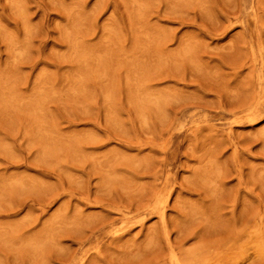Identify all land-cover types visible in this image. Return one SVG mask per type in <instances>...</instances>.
<instances>
[{
	"label": "rangeland",
	"instance_id": "rangeland-1",
	"mask_svg": "<svg viewBox=\"0 0 264 264\" xmlns=\"http://www.w3.org/2000/svg\"><path fill=\"white\" fill-rule=\"evenodd\" d=\"M0 264H264V0H0Z\"/></svg>",
	"mask_w": 264,
	"mask_h": 264
}]
</instances>
